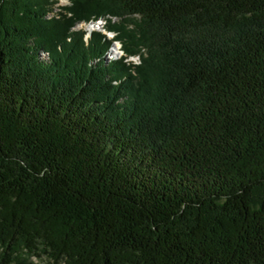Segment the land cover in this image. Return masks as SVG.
<instances>
[{
    "label": "trees",
    "instance_id": "16d2710c",
    "mask_svg": "<svg viewBox=\"0 0 264 264\" xmlns=\"http://www.w3.org/2000/svg\"><path fill=\"white\" fill-rule=\"evenodd\" d=\"M57 4L0 0V264H264V0Z\"/></svg>",
    "mask_w": 264,
    "mask_h": 264
},
{
    "label": "rangeland",
    "instance_id": "374dc122",
    "mask_svg": "<svg viewBox=\"0 0 264 264\" xmlns=\"http://www.w3.org/2000/svg\"><path fill=\"white\" fill-rule=\"evenodd\" d=\"M57 2H58V4L56 5V7H55V10H53V14H56V13H58V9H57V7H64V6H68L69 5V0H57ZM109 19H111V21L112 22H117V20L115 19V18H111V17H109ZM88 25H91V26H96L97 28H96V30H92V31H90V33L91 32H99V33H101V34H103L104 35V33L105 34H107V37H108V39H111L112 37H114V33H111V34H108V31L106 30V28H105V26H106V23H105V21L104 20H99V21H97V22H94V23H92V22H90V23H88V24H85V23H78L75 27H74V30L75 31H85L87 34L89 33V30H88ZM87 29V30H86ZM105 31V32H104ZM86 36H89V35H86ZM116 45H121V43H115V46ZM114 48V47H113ZM114 50V49H113ZM123 50V49H122ZM140 53H142L143 54V50H140ZM125 54V53H124ZM140 55H133V57H131V58H129L127 61H126V63L127 62H133L131 59H133L134 61H136L137 63H135L137 66L136 67H138V66H140L141 65V60H140V57H139ZM111 57L113 58V56H112V54H111V52H109L108 53V56H107V58L109 59V60H111ZM131 60V61H130ZM23 257H26V255H24ZM29 261L32 263V264H53V263H51L45 256H42L40 259L39 258H37V257H35V256H30L29 257ZM62 264V263H61Z\"/></svg>",
    "mask_w": 264,
    "mask_h": 264
},
{
    "label": "bare ground",
    "instance_id": "6f19581e",
    "mask_svg": "<svg viewBox=\"0 0 264 264\" xmlns=\"http://www.w3.org/2000/svg\"><path fill=\"white\" fill-rule=\"evenodd\" d=\"M96 26H91V25H88V30L89 31H94V30H96ZM87 30V29H86ZM105 32V31H104ZM106 33V32H105ZM104 33V35H106L107 36V34H105ZM108 34H111L110 32H108ZM115 34H114V37H112L111 39H109V40H111L112 41V46H111V48L109 49V51L107 52V56H108V53L109 52H111V54H112V56H113V58L111 57V60H113V61H118V60H124L125 62L129 59V58H131V57H133V56H127L126 54H124V52H123V50H122V47L123 46H121V45H116L115 46V43H120L119 41H115ZM107 39H108V37H107ZM114 47V48H113ZM114 49V50H113ZM133 62L131 63V62H127V64L128 65H134V66H137L135 63H137L136 61H134L133 59H131ZM130 60V61H131ZM135 62V63H134Z\"/></svg>",
    "mask_w": 264,
    "mask_h": 264
},
{
    "label": "water",
    "instance_id": "95a60500",
    "mask_svg": "<svg viewBox=\"0 0 264 264\" xmlns=\"http://www.w3.org/2000/svg\"><path fill=\"white\" fill-rule=\"evenodd\" d=\"M89 33H90V31H89Z\"/></svg>",
    "mask_w": 264,
    "mask_h": 264
}]
</instances>
